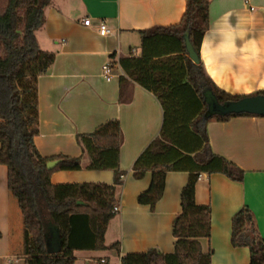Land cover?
I'll use <instances>...</instances> for the list:
<instances>
[{
	"label": "crops",
	"instance_id": "0c3cea01",
	"mask_svg": "<svg viewBox=\"0 0 264 264\" xmlns=\"http://www.w3.org/2000/svg\"><path fill=\"white\" fill-rule=\"evenodd\" d=\"M186 0H51L45 23L35 31L40 49L54 53L48 70L37 79L38 133L34 143L43 156L82 155L78 170H55L53 183H112L111 169H88V157L76 135L90 133L117 119L123 132L119 151L121 182L115 187L119 211L109 221L106 245L113 249L74 250V264H120L126 253H170L175 238L172 225L181 210L180 193L186 171H169L163 195L153 210L137 200L147 189L151 173L135 178L132 167L160 132L163 111L152 92L133 82L128 102L119 100V59L140 51L139 30L178 23ZM89 17L90 25L83 20ZM110 29L100 35L98 25ZM208 77L231 94L251 95L264 90V0H209V27L199 49ZM112 65L107 80L102 66ZM211 151L244 170L242 181L222 173H201L195 183V202L211 210L209 238L203 251L212 250L211 264H249V249L231 244V219L244 205L251 209L264 239V116L238 115L206 123ZM0 264H25L22 254L23 219L9 194L7 167L0 164Z\"/></svg>",
	"mask_w": 264,
	"mask_h": 264
},
{
	"label": "trees",
	"instance_id": "16d2710c",
	"mask_svg": "<svg viewBox=\"0 0 264 264\" xmlns=\"http://www.w3.org/2000/svg\"><path fill=\"white\" fill-rule=\"evenodd\" d=\"M51 0H0V164L7 167L9 194L23 219L22 254L25 264H74V250L113 249L120 243L104 242L109 221L116 215L115 187L121 182L119 151L123 143L120 122L111 119L90 133L76 135L88 169H111L112 183H53L55 170H78L82 155L43 156L34 143L38 133L37 79L54 59L40 49L35 31L45 23L44 9ZM209 27V0H186L178 23L139 30L140 51L119 59V100L128 102L127 87L133 82L153 93L161 104L163 120L159 134L135 160L132 174L151 173L150 184L137 200L151 210L163 195L169 171H186L188 180L180 193L181 210L175 216L170 253L153 250L126 253L120 264H211L212 250L203 251L201 238H209L211 210L195 202V183L201 173H222L242 181L244 170L211 151L206 123L238 115L213 112L210 102L236 100L244 95L219 88L202 63H194L184 46V33L197 52ZM112 66V65H111ZM253 94H263L264 90ZM252 95V94H251ZM60 161L48 169V160ZM88 205H78L77 200ZM1 236V233H0ZM55 236L59 250L49 253ZM231 244L249 249V264H264V239L249 206L231 219Z\"/></svg>",
	"mask_w": 264,
	"mask_h": 264
},
{
	"label": "water",
	"instance_id": "95a60500",
	"mask_svg": "<svg viewBox=\"0 0 264 264\" xmlns=\"http://www.w3.org/2000/svg\"><path fill=\"white\" fill-rule=\"evenodd\" d=\"M184 37V46L187 51L189 58L194 63H199V53L193 47L190 39L189 33L186 31L183 35ZM210 108L213 112L219 113L221 115L225 114H239V113H250L256 114L259 116H264V95L263 94H252V95H244L241 98L236 100L227 101L225 103H218L215 100L210 102ZM59 159L48 160L46 162V166L48 169L53 168L59 162ZM76 204L78 205H88L87 202L79 199L77 200ZM49 253H55L59 250V240L55 236L54 241L48 247Z\"/></svg>",
	"mask_w": 264,
	"mask_h": 264
},
{
	"label": "built area",
	"instance_id": "2783aa9c",
	"mask_svg": "<svg viewBox=\"0 0 264 264\" xmlns=\"http://www.w3.org/2000/svg\"><path fill=\"white\" fill-rule=\"evenodd\" d=\"M83 23L85 25H90L91 24V20L89 17H86L83 20ZM98 31L100 35H107L110 33V29L108 28V26L104 23V22H100L98 25ZM102 71H103V75L105 76V78L107 80H110L113 77V72H112V66L109 62L105 63L102 66ZM113 211L114 212H118L119 211V203H117L114 207H113ZM100 264H110L107 259L102 258L100 259Z\"/></svg>",
	"mask_w": 264,
	"mask_h": 264
}]
</instances>
